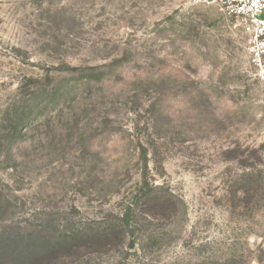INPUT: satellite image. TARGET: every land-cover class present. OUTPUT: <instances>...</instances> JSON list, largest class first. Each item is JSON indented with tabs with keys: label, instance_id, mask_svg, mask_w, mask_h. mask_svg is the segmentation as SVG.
<instances>
[{
	"label": "rangeland",
	"instance_id": "obj_1",
	"mask_svg": "<svg viewBox=\"0 0 264 264\" xmlns=\"http://www.w3.org/2000/svg\"><path fill=\"white\" fill-rule=\"evenodd\" d=\"M1 236L55 244L54 264H264V90L239 20L213 0H0Z\"/></svg>",
	"mask_w": 264,
	"mask_h": 264
},
{
	"label": "built area",
	"instance_id": "obj_2",
	"mask_svg": "<svg viewBox=\"0 0 264 264\" xmlns=\"http://www.w3.org/2000/svg\"><path fill=\"white\" fill-rule=\"evenodd\" d=\"M222 12L239 20L255 77L264 90V0H213Z\"/></svg>",
	"mask_w": 264,
	"mask_h": 264
},
{
	"label": "trees",
	"instance_id": "obj_3",
	"mask_svg": "<svg viewBox=\"0 0 264 264\" xmlns=\"http://www.w3.org/2000/svg\"><path fill=\"white\" fill-rule=\"evenodd\" d=\"M15 145L16 141L12 142L9 155L11 161L14 160L12 151ZM55 258L56 245L49 241L23 248L16 238L0 237V264H54Z\"/></svg>",
	"mask_w": 264,
	"mask_h": 264
}]
</instances>
